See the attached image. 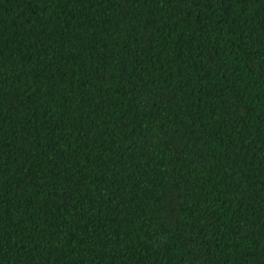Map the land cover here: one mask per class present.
Wrapping results in <instances>:
<instances>
[{
	"label": "trees",
	"instance_id": "trees-1",
	"mask_svg": "<svg viewBox=\"0 0 264 264\" xmlns=\"http://www.w3.org/2000/svg\"><path fill=\"white\" fill-rule=\"evenodd\" d=\"M0 264H264V0H0Z\"/></svg>",
	"mask_w": 264,
	"mask_h": 264
}]
</instances>
